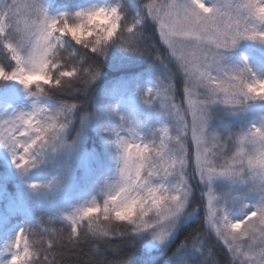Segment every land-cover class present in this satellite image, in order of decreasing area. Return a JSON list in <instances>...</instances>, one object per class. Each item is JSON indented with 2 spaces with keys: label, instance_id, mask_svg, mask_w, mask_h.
<instances>
[{
  "label": "snow or ice",
  "instance_id": "snow-or-ice-1",
  "mask_svg": "<svg viewBox=\"0 0 264 264\" xmlns=\"http://www.w3.org/2000/svg\"><path fill=\"white\" fill-rule=\"evenodd\" d=\"M139 7L141 11L131 20L120 3L93 4L56 15H51L41 0L23 4L4 0L0 7V45L11 61L0 64V81L18 82L31 97L86 91L100 74V64L89 52L103 56L113 43L153 55L143 44L142 26L149 20L167 46V57L156 59L161 63L168 58L174 61L168 79L141 94L146 104L158 100L173 118V125L162 124L152 139L132 126L119 131L105 129L115 137L108 140L114 171L101 184L102 199L93 196L62 216L70 228L68 239L78 241L83 232L95 241L97 254H102L105 246L118 247L112 241L123 237L135 240L138 235H150L163 243L183 220L195 214L196 208L189 211V205L194 191L191 179L197 176L206 186L204 224L231 254L234 264H264V115L258 124L238 132L221 135L208 131V106L217 100L235 111H243L249 101L264 100V93L252 89L264 76L257 75L247 57L235 66L221 63L225 53L243 40L264 44V0H141ZM97 12L112 18L110 31L92 30L79 38L73 35V28H86L87 20ZM66 37L87 51L79 56L66 51ZM177 72L183 74L180 104L175 102ZM29 73H38L40 78L25 80ZM76 109L72 101L50 108L37 99L30 110H19L7 118L0 115V146L10 152L21 175L42 163L46 151H79L80 129L77 138L66 139ZM215 176L244 186L239 218L231 216L225 198L214 192ZM63 180L53 177L28 187L38 192L50 189L53 182L62 187ZM249 195L255 199H248ZM127 205H131V213L119 214V208ZM34 235L30 226L16 228L3 243L0 264H41L37 257L42 255V264H48L45 254L57 241L38 240ZM97 264L124 261L103 259Z\"/></svg>",
  "mask_w": 264,
  "mask_h": 264
},
{
  "label": "rangeland",
  "instance_id": "rangeland-1",
  "mask_svg": "<svg viewBox=\"0 0 264 264\" xmlns=\"http://www.w3.org/2000/svg\"><path fill=\"white\" fill-rule=\"evenodd\" d=\"M93 4L106 3L104 0H94L90 6ZM138 4L134 3L136 13L140 11ZM44 6L51 15L62 12L61 8H52L50 0H45ZM243 57L248 58L257 75L264 76V44L243 40L235 49L225 53V59L221 63L235 66ZM169 76L170 74L162 66H158L145 74H130L112 82L113 86L104 90L101 97L102 104L100 103L98 110L83 115V123L81 119L79 151L66 150L61 153L46 151L43 162L27 174L21 175L12 161L10 152L0 146V159L5 163V168L0 171V254L6 239L12 236L16 228L25 226V221L29 220L37 210H44L55 219L62 220L63 215L71 213L75 206L90 200L93 196L102 199L101 184L115 168L113 152L108 144V140H114L115 137L105 129L119 131L126 126H132L146 138L152 139L154 132L162 124L173 125V118L164 111L158 100L149 105L141 98L147 87L155 86L161 79L167 80ZM28 91L18 82L11 81V85L0 92V115L7 118L19 110H30L33 101L37 99L50 108H56L60 104L47 100L45 96L31 97ZM262 115H264V100L249 101L243 111L232 110L230 106L217 100L208 106V131L218 132L221 135L238 132L252 123L258 124ZM122 116L125 119H122ZM91 130L101 139V157L95 150L88 149L85 145L87 134ZM74 138H77V132L72 134L71 124L66 139L72 141ZM229 147L231 149V145ZM219 163H223V159H220ZM66 176L68 178L63 180ZM53 177L62 179L63 186L57 187L53 182L50 189H41L38 192L28 187L33 182L47 183L52 181ZM212 187L217 196L225 198L231 216L239 218L240 202L245 193L244 186L227 177L215 176ZM248 199L255 197L249 195ZM194 216L195 214L183 220L180 226ZM177 230L163 243L154 241L150 235H146L149 239L144 245L143 258L151 261L163 253L174 239ZM185 257L184 253L176 254L166 264H184ZM237 263L239 264V261Z\"/></svg>",
  "mask_w": 264,
  "mask_h": 264
},
{
  "label": "trees",
  "instance_id": "trees-1",
  "mask_svg": "<svg viewBox=\"0 0 264 264\" xmlns=\"http://www.w3.org/2000/svg\"><path fill=\"white\" fill-rule=\"evenodd\" d=\"M92 1L94 0H50L52 8H61L62 12L68 13L90 7ZM104 1L106 4L120 3L125 17L129 20L136 14L134 3H139L138 6L141 4V0ZM3 2L4 0H0V7L3 6ZM26 2L28 0H18L20 4ZM41 2L43 5L45 4V0H41ZM142 30L144 32L143 44L153 55L129 51L118 43L111 44L103 56L89 52V56L100 64V74L87 90L52 93L50 96H45L51 102L68 100L77 104L72 118V134L79 129L83 115L92 114L98 110L103 92L112 82L130 74H145L158 66H162L171 75L169 68H174V61L168 58L164 63H161L156 59L157 56L167 57V47L160 40L154 22L149 20L142 26ZM64 49L74 51L77 56L83 55L87 51L68 37L65 38ZM10 63L8 53L0 45V64ZM174 83L176 85L175 101L180 104L183 97L182 72L175 73ZM10 85L11 81H0V92ZM76 87L80 88L81 86L77 84ZM85 145L88 149L95 150L101 157V139L95 131L88 132ZM4 168L5 163L0 159V171ZM189 171L191 172V168ZM191 184L194 186V191L189 211L196 208L195 216L178 228L168 248L151 261H146L143 258L144 245L149 239L146 235L137 236L135 240H131L129 237L113 240L112 243L118 247L105 246L102 254H97L93 250L95 241L91 237H85L81 232L78 241H70L68 239L70 232L68 224L58 219L50 220L49 217L52 216L44 210H37L29 220L25 221V226H30L33 229L35 233L33 238L35 239L44 241L55 239L57 241L50 252L45 254L48 264H97L103 259H122L124 264H166L174 255L183 253L186 254L184 264H234L231 254L227 253L225 246L216 238L215 233L204 224L206 198L203 192L206 191V186L199 182L197 176L192 177ZM45 228L49 231H44ZM53 230L56 235H53ZM37 260L42 264L44 256L37 257ZM235 264L238 263L235 262Z\"/></svg>",
  "mask_w": 264,
  "mask_h": 264
},
{
  "label": "clouds",
  "instance_id": "clouds-1",
  "mask_svg": "<svg viewBox=\"0 0 264 264\" xmlns=\"http://www.w3.org/2000/svg\"><path fill=\"white\" fill-rule=\"evenodd\" d=\"M86 28H73V35L77 36V38L85 35H90L92 30L96 31H110L114 27V21L112 18L104 12H97L93 16H91L87 22ZM40 76L38 73H29L25 75V80H34L39 79ZM253 91L257 93H264V81L257 82L252 85ZM32 91H36L35 87L32 88ZM132 211L131 205H127L119 208V214L128 215Z\"/></svg>",
  "mask_w": 264,
  "mask_h": 264
}]
</instances>
